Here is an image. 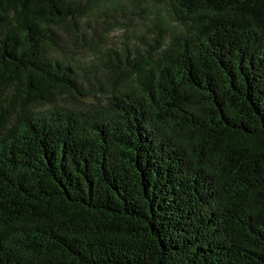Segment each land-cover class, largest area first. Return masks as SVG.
<instances>
[{"label": "trees", "instance_id": "trees-1", "mask_svg": "<svg viewBox=\"0 0 264 264\" xmlns=\"http://www.w3.org/2000/svg\"><path fill=\"white\" fill-rule=\"evenodd\" d=\"M0 264H264V0H0Z\"/></svg>", "mask_w": 264, "mask_h": 264}, {"label": "rangeland", "instance_id": "rangeland-1", "mask_svg": "<svg viewBox=\"0 0 264 264\" xmlns=\"http://www.w3.org/2000/svg\"><path fill=\"white\" fill-rule=\"evenodd\" d=\"M147 1V0H146ZM151 1V0H149ZM110 17L109 19H105V18H100L97 19V24L91 23L86 25L85 27L90 28L92 33L95 32H99V28L101 26H103L107 21H121L125 24H132L133 28H137L140 29V26H138L139 20H138V16L136 14H133L132 16H128V15H124L120 12H116V13H109ZM139 32V31H138ZM130 36V39L127 40L126 36ZM139 40H137L132 32L127 33L125 29L123 28H117L115 31H113L111 33V35L109 36V38L107 39L106 42V47H108V50H114V51H118L120 48L124 47L125 44L128 45L129 48L132 47V45L136 44L138 46L141 47V49L143 50L145 45H143L142 42H138ZM85 48H89L87 46L84 45ZM82 46L81 44H78L77 47H73V54L74 56L79 55L82 52Z\"/></svg>", "mask_w": 264, "mask_h": 264}]
</instances>
